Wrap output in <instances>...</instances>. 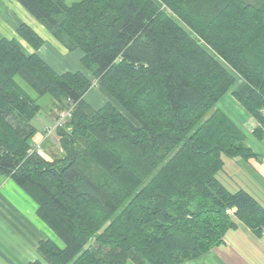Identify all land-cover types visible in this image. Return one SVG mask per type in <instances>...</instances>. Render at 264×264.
Returning a JSON list of instances; mask_svg holds the SVG:
<instances>
[{
    "label": "trees",
    "instance_id": "1",
    "mask_svg": "<svg viewBox=\"0 0 264 264\" xmlns=\"http://www.w3.org/2000/svg\"><path fill=\"white\" fill-rule=\"evenodd\" d=\"M16 1L82 54L56 71L28 23L16 33L34 51L0 38V175L64 244L39 242L29 264H186L235 226L230 208L264 228V205L217 177L222 155H264L247 143H264V0ZM95 86L99 107L84 97ZM227 92L250 131L216 105ZM47 94L71 110L51 162L33 141Z\"/></svg>",
    "mask_w": 264,
    "mask_h": 264
},
{
    "label": "crops",
    "instance_id": "2",
    "mask_svg": "<svg viewBox=\"0 0 264 264\" xmlns=\"http://www.w3.org/2000/svg\"><path fill=\"white\" fill-rule=\"evenodd\" d=\"M24 11L18 7L16 0H0V38L20 37L16 28L24 21L44 39L38 52L56 71L79 69L81 52H69L40 22L34 24L33 21L25 20ZM20 39L24 46L25 43L28 44L21 37ZM28 49L34 51V47ZM44 49L50 50L43 52ZM73 53L75 59L72 61ZM54 61L57 63H53ZM71 66L73 69H66ZM84 97L93 107H99L109 99L105 91L97 86L92 87ZM44 156L48 158L46 154ZM245 163L251 183L240 188L251 193L264 205V155L248 158ZM229 210L235 226L226 231L221 242L186 264H264V228L253 229L236 215L237 209ZM44 240H52L53 243L64 246L53 229L38 217L37 204L33 198L13 178L0 175V264H29L37 259L41 260L39 244ZM131 261L129 264H146Z\"/></svg>",
    "mask_w": 264,
    "mask_h": 264
},
{
    "label": "rangeland",
    "instance_id": "3",
    "mask_svg": "<svg viewBox=\"0 0 264 264\" xmlns=\"http://www.w3.org/2000/svg\"><path fill=\"white\" fill-rule=\"evenodd\" d=\"M69 4L76 0H67ZM18 7L22 10H25V15L23 16L27 21H33L36 24H40L34 17L17 2ZM34 23V24H35ZM17 39L21 40L20 37H16ZM24 40V39H23ZM25 41V40H24ZM26 42V41H25ZM24 46V45H23ZM27 49L30 48L28 44L25 43ZM46 48H48L46 46ZM50 49H44L43 52L49 51ZM29 51V49H28ZM75 53L72 54V61L75 59ZM53 63H57L54 61ZM72 62H70L71 64ZM72 65V64H71ZM57 69H60L59 66L55 64ZM65 69V68H63ZM66 69H73V66ZM77 69V68H76ZM21 83H23L21 81ZM24 84V83H23ZM31 95L37 97L38 94L36 92H30ZM38 101L41 104V110L33 117L32 123L33 125L37 126L38 132L37 135L33 137L34 144L39 145L41 142V150L39 152L44 156L46 154L48 156L45 157L46 159L53 160L55 156L59 157L62 156L63 151L61 150L62 147L60 145V136L58 130L56 128V116L62 112H66L68 108L60 109L61 105L57 103V101L51 97V95L47 94L45 96L38 97ZM217 106L226 110L231 117H233L241 127L244 128L246 131H250L257 125V121L253 116H250L248 112L244 109L241 104L233 97L231 92H227L220 102L216 104ZM44 142V143H42ZM247 143L252 146L255 150L259 151V149H264V143L257 142L252 136H249ZM223 160L225 161L223 169L217 173V177L224 183L225 186L230 189L231 191H236L240 189V187L245 188L246 185H249L251 182L248 180L249 172L248 169L245 167L246 160L242 157H227L226 155H222ZM230 214V213H229ZM63 245V244H62ZM132 263V261H131ZM129 264V262H128ZM150 264V263H146Z\"/></svg>",
    "mask_w": 264,
    "mask_h": 264
},
{
    "label": "built area",
    "instance_id": "4",
    "mask_svg": "<svg viewBox=\"0 0 264 264\" xmlns=\"http://www.w3.org/2000/svg\"><path fill=\"white\" fill-rule=\"evenodd\" d=\"M71 115V110H67L66 112H62L58 115V117L56 118V128L60 127L63 125L64 122H66L67 118ZM36 146V144H35ZM40 143L39 145L36 146L37 150H41V147H40ZM228 212H231V210L228 209Z\"/></svg>",
    "mask_w": 264,
    "mask_h": 264
}]
</instances>
